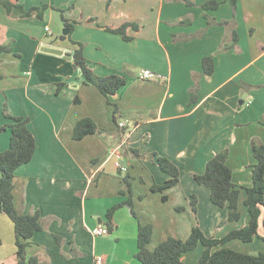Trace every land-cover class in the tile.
<instances>
[{"label":"crops","instance_id":"1","mask_svg":"<svg viewBox=\"0 0 264 264\" xmlns=\"http://www.w3.org/2000/svg\"><path fill=\"white\" fill-rule=\"evenodd\" d=\"M205 1L188 6L178 0H21L26 9L47 4L43 17L36 12L23 17L20 8L8 14L0 4V46L11 48L0 53V126L8 121L6 103L13 115L29 117L36 139L34 156L16 169L14 178L18 211L38 210L45 224L29 240L28 258L37 257L41 264H95L103 256V264H144L135 255L139 222L127 203L130 194L139 220L154 227L151 250L168 236L187 239L196 223L215 237L249 223L245 188L239 195L241 218L230 221L228 205L213 204L210 188L194 175L228 148L233 182L252 185L256 159L251 140L264 143V0H238L236 9L222 0L218 9L209 11L202 7ZM59 9L70 21L80 22L71 34L77 43L68 35L62 38ZM206 14L217 21L234 19L238 42L233 44L227 26H208ZM131 23L135 26L126 29L131 40L105 28ZM202 29L204 34L195 37ZM79 42L97 75L126 78L111 96L119 107L120 127L113 105L95 85L84 82L74 63L71 54ZM210 55L214 72L206 74L202 60ZM143 69L153 76L139 78ZM196 80L198 100L190 104ZM86 116L106 132L74 139L75 124ZM10 138V129L0 133V152L9 147ZM118 148L126 168L122 174L112 154ZM132 149L146 157L135 156ZM160 155L179 167L180 180L153 191L154 184L170 177L156 162ZM126 172L130 194L120 192ZM118 204L113 230L94 235L92 229L106 226L107 210ZM226 246L249 254L264 251L260 236L252 242L234 239ZM16 250L14 223L3 213L0 264H17ZM203 252L200 243L182 255L183 264H196Z\"/></svg>","mask_w":264,"mask_h":264},{"label":"trees","instance_id":"2","mask_svg":"<svg viewBox=\"0 0 264 264\" xmlns=\"http://www.w3.org/2000/svg\"><path fill=\"white\" fill-rule=\"evenodd\" d=\"M183 1L188 6H194V0H178ZM234 9L237 7L238 0H229ZM222 0H206L202 7L206 10H216L220 7ZM0 4L4 6L8 14H11L14 8H20L23 17L31 16L34 12L39 17H43V10L48 7L43 4L42 7L32 6L26 9L21 0H0ZM61 12L64 26L70 29L68 37L72 42L77 43L71 38L72 31L78 21H70L64 15V9ZM208 26L225 25L232 34L233 41L238 42L239 36L236 30V22L232 20L217 21L206 14ZM91 21L94 19H90ZM185 21H182V23ZM135 24H123L120 27L112 28L105 26L106 30L120 34L125 40H131L132 36L127 34L128 26ZM206 29L200 30L195 37H201ZM79 47L71 54L75 65L81 69L86 84L95 85L102 94L107 98L109 104L113 105L114 119L118 126L119 107L111 100V96L116 94L125 84L124 75L113 73L109 75H97L89 65L85 54L84 44L79 42ZM11 51L8 46H0V53ZM204 73L212 74L214 72V57L205 56L202 60ZM3 80V74L0 72V83ZM58 84V90L59 86ZM57 90V91H58ZM199 82L196 80L192 87V95L190 104L198 100ZM78 102L79 98H75ZM4 117L8 120L0 126V133L11 130L10 145L7 149L0 152V215L7 214L14 223L16 235V256L17 264H41L37 257H27V247L30 239L38 230H43L45 224L42 220L40 211L34 213H21L14 203V178L15 171L21 165L31 161L36 151V139L32 131L28 127L29 117L23 115H13L9 112L5 103L3 108ZM106 130L100 127L91 117L80 118L74 127L73 138L82 139L89 134H103ZM251 148L256 159L252 167V185L242 186L233 182V170L227 163L229 149L225 148L216 153L208 162L205 171L195 174L194 177L199 184L206 185L210 188V199L213 204L225 207L228 205L230 213L228 219L237 221L241 218L239 210V195L241 188L246 189L245 205L248 207L250 214L249 223L241 228L233 229L223 237L208 236L201 228L199 223L193 225L191 233L187 239H180L174 236H168L163 239L154 250L149 249L148 245L152 241L154 227L151 223H142L139 220L132 203V187L130 181V173L126 172L123 176L124 185L120 190L121 193L128 192L130 194L128 202L132 206V213L139 222L138 228V251L135 254L144 264H183L182 255L185 252L195 249L200 243L204 246V252L196 262V264H264V251L258 254H249L242 251L232 249L226 244L234 239L243 242H252L256 237L264 241V143L258 138H252ZM137 157L145 158V154H140L137 149H132ZM155 153L151 154L153 158ZM156 162L160 169L167 174L169 178L163 184H154L153 191H163L169 187L176 185L180 180L179 167L166 156H157ZM119 173H123V169L119 167ZM166 199V196H164ZM197 197L192 196L191 204L193 211L197 213ZM120 205L110 207L106 213V226L109 231L113 230L114 212ZM178 210H184V207H177ZM262 218L263 233L259 235L260 220ZM58 241L61 236L56 235Z\"/></svg>","mask_w":264,"mask_h":264},{"label":"built area","instance_id":"3","mask_svg":"<svg viewBox=\"0 0 264 264\" xmlns=\"http://www.w3.org/2000/svg\"><path fill=\"white\" fill-rule=\"evenodd\" d=\"M46 31L49 34H51V29L49 27H46ZM138 76H139V78H150V77L153 76V73L150 70L143 69V70L140 71ZM117 150H119V148L114 150L113 153H112V154H114L116 156V162H115L116 166L118 168L120 167L123 170H126L125 166L121 163V155H120V153ZM92 232H93L94 235H104V234L110 233L108 227L103 225V224H99L98 226L93 228ZM103 262H104L103 256H98L96 258V260H95V264H103Z\"/></svg>","mask_w":264,"mask_h":264},{"label":"water","instance_id":"4","mask_svg":"<svg viewBox=\"0 0 264 264\" xmlns=\"http://www.w3.org/2000/svg\"><path fill=\"white\" fill-rule=\"evenodd\" d=\"M69 32H70V29L67 28V27H65V28L63 29V35H62V38H65V37L69 34ZM240 102L243 103V102H244V99H242Z\"/></svg>","mask_w":264,"mask_h":264},{"label":"rangeland","instance_id":"5","mask_svg":"<svg viewBox=\"0 0 264 264\" xmlns=\"http://www.w3.org/2000/svg\"><path fill=\"white\" fill-rule=\"evenodd\" d=\"M262 218H263V216H262ZM160 233H161V230H160Z\"/></svg>","mask_w":264,"mask_h":264}]
</instances>
